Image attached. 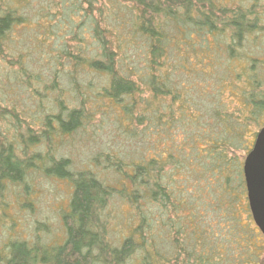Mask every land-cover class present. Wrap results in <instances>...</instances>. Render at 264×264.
<instances>
[{"label":"trees","instance_id":"obj_1","mask_svg":"<svg viewBox=\"0 0 264 264\" xmlns=\"http://www.w3.org/2000/svg\"><path fill=\"white\" fill-rule=\"evenodd\" d=\"M72 1L90 38L79 46L89 53L83 51L78 60L63 55L74 68L84 64L104 78L96 94L122 105L133 127L126 134L140 137L143 157L126 164L104 157L102 172L114 168L120 189L92 170H73L67 158L53 159L47 152L54 135H70L88 124L84 99L78 107H62L51 120L47 116L39 136L29 130L20 136L18 152L0 136V181L21 185L29 172L41 170L72 190L61 217L62 244L13 241L0 253V264H260L254 241L258 238L263 250L264 238L252 222L242 161L264 126V74L258 68L264 62L253 59L256 64L240 72L216 66L223 54L241 57L234 46L255 30L254 22L238 11L226 14L216 0ZM98 1L103 5L97 9ZM30 2L0 0L1 58L13 32L28 24ZM208 54L209 68H203ZM7 56L17 65L24 62L22 54ZM18 69L21 75L25 71ZM252 124L257 131L249 135ZM41 146L48 149L43 155ZM237 150L241 161L235 160ZM116 194L126 198L132 213L128 234L113 242L107 210ZM166 236L173 239L170 247L163 244ZM234 248L240 258H234Z\"/></svg>","mask_w":264,"mask_h":264},{"label":"rangeland","instance_id":"obj_2","mask_svg":"<svg viewBox=\"0 0 264 264\" xmlns=\"http://www.w3.org/2000/svg\"><path fill=\"white\" fill-rule=\"evenodd\" d=\"M216 1L227 10L226 14H237L238 11L246 17L248 23L254 22L252 27L255 28L234 46L241 57L228 59L225 54L218 56L217 68H233L240 72L246 70L248 65L256 64L252 62L253 59L264 62V0ZM31 2L30 8L24 9L28 24L13 32L12 44L4 51L5 55L2 54L3 58L0 57V136L13 142L18 152L20 136L24 138L28 130L30 135L39 136L45 128L47 116L51 120L62 107H78L84 99L83 107L89 116L88 124H83L82 129L70 135L59 137L56 133L53 149L48 151L46 146H41V154L48 151L53 159L67 158L73 170H92L110 186L120 189L122 179L114 173V168L102 172L104 157L108 155L113 163L119 160L124 164L131 160L138 163L143 157L140 137L131 139L126 134L133 127L129 119L126 120L123 116L122 105L116 106L99 99L96 91L103 85L104 78L88 71L84 64H77L75 66L78 67L74 68L73 60L69 63L64 57L70 54L69 56L78 60V57L84 55L83 51H88L84 46L90 38L85 35L84 27L80 24L78 9L72 5L74 1L49 4L50 8L47 4L49 0ZM102 5L98 1L97 9ZM46 12L48 17L45 18ZM81 39L84 49L79 46ZM88 53L89 51L86 54ZM9 54L14 57L22 54L24 62L19 65L12 63V59L7 56ZM211 57L209 55L201 62L205 64L203 68H209L205 60ZM142 59L143 57L137 63L140 64ZM192 66L198 68V63L194 62ZM18 68L25 70L22 75L17 73ZM258 68L263 75L264 67L259 64ZM52 81L56 83L54 88ZM88 83L93 85L92 88L86 87ZM261 88L263 91L264 85ZM261 120L264 121V113ZM51 122L54 124L53 120ZM256 131L257 124H252L247 133L253 135ZM146 155L152 157L153 153L148 151ZM241 159L242 153L237 150L235 160ZM23 182L24 184L14 185L0 181V253H4L6 245L13 241L50 247L60 245L64 240L61 217L68 209L71 185L46 176L41 170L29 172ZM243 211L244 206L240 205L239 214L242 216ZM107 213L110 221L107 236L116 242L128 234L130 227L127 220L132 209L126 198L116 194L109 203ZM172 241V238L166 236L163 244L170 247ZM254 245L258 247L257 253L262 254L260 264H264L263 243V250L259 249L261 243L258 238H255ZM241 254L234 248V258H240ZM235 261L237 262L233 260Z\"/></svg>","mask_w":264,"mask_h":264},{"label":"water","instance_id":"obj_3","mask_svg":"<svg viewBox=\"0 0 264 264\" xmlns=\"http://www.w3.org/2000/svg\"><path fill=\"white\" fill-rule=\"evenodd\" d=\"M242 174L252 221L264 238V126L243 160Z\"/></svg>","mask_w":264,"mask_h":264}]
</instances>
